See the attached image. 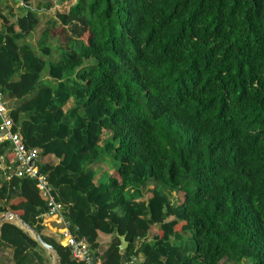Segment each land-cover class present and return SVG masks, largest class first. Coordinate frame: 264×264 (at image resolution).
<instances>
[{"label":"trees","instance_id":"obj_1","mask_svg":"<svg viewBox=\"0 0 264 264\" xmlns=\"http://www.w3.org/2000/svg\"><path fill=\"white\" fill-rule=\"evenodd\" d=\"M52 5L0 0V93L25 98L13 129L58 159L39 167L75 235L99 257L97 232L113 233L101 264H264V0H75L41 24ZM31 32L34 46L17 42ZM0 210L41 234L32 180L3 177ZM41 236L60 264H83ZM1 245L13 264L43 250L12 224Z\"/></svg>","mask_w":264,"mask_h":264},{"label":"built area","instance_id":"obj_2","mask_svg":"<svg viewBox=\"0 0 264 264\" xmlns=\"http://www.w3.org/2000/svg\"><path fill=\"white\" fill-rule=\"evenodd\" d=\"M4 141L8 142L12 155L11 162L7 165V170L3 175L5 179L8 180L15 176L32 180L45 202L46 210L42 216L59 224V244L68 248L71 257L80 260L83 264H101L90 251L88 244L75 235L70 223L63 218L61 205L55 199L48 176L40 171V150L37 147H27L20 132L13 129L10 108L0 93V143ZM94 258H96L95 261ZM141 261V255H132L124 258L122 264H139Z\"/></svg>","mask_w":264,"mask_h":264},{"label":"crops","instance_id":"obj_3","mask_svg":"<svg viewBox=\"0 0 264 264\" xmlns=\"http://www.w3.org/2000/svg\"><path fill=\"white\" fill-rule=\"evenodd\" d=\"M38 1H40V0H38ZM33 2L35 3V7H32V6L29 5L30 9H36V2L37 1H33ZM74 2H75V0H74ZM32 3H30V4H32ZM20 5L24 6L23 3H19V4L14 5V10L13 11L15 13L17 12L16 8L18 6H20ZM56 6H57L56 5V0H53V5L49 9L42 8V9L37 10L38 19L41 22V24L50 25L51 22H53L56 19L55 17H56L57 12L52 10ZM51 13H55V14H51ZM1 24H2V20L0 19V27H1ZM29 37L31 38V41L35 44V42L37 40V35H36L35 32H31V34L24 36V38L19 39L17 42H20V43H23V44H28V42L25 41V38L29 39ZM28 45H31V44H28ZM43 59H45V58L43 57ZM53 60H56V58H54ZM46 78H47V76L43 75V79H46ZM14 79L16 80L17 76H15ZM5 97L7 98V99H5L7 104H9L8 101H10L11 103L14 104L13 105L14 107H17L22 102V100L25 99V98H23V99L9 98L6 95H5ZM13 106H9V108L12 109V108H14ZM9 151H10V149H9ZM1 157H3V156H1ZM11 157H12V155H11ZM0 159H1L0 160V181H1L2 178L4 177L3 175H4L5 171L7 170V168H6L7 165L11 162V158L8 159L5 156V158H3V159L0 158ZM40 162H50L52 164H57L58 159L53 157L52 155H47V156H42L40 158ZM106 162H107V159L104 160V161L102 160L100 163H96L94 165H91L92 168L96 172V181L97 182L100 181V180L106 181L108 179V177L113 173V170L111 169V167L108 168V167L105 166ZM139 200H144V199H139ZM60 205H61V207H60L61 214H62L63 218H65V216L68 213V207L71 205V202L66 203V204H63L61 202ZM41 226H42L41 235H43L45 237H48V238L54 240L55 242L59 243V232L57 230V228H59V224L55 223L52 220H49L45 216H42ZM72 226L73 225H71V227ZM152 229L156 230L155 227H152ZM72 231L73 232L75 231V227H74V230H72ZM117 234H118L117 231H115L114 235L117 236ZM112 236H113V233H104V232H100V231L97 232V241L99 243V246H98V249H97V251L99 253V257H97V258H98V260L100 262H101V258H102L101 255H102L103 251L106 249V247L109 244V242L111 241ZM140 241H135V246L136 247L138 246V244H139L138 242H140ZM123 252H124V250L122 251V254H124ZM12 255H13V249L11 247H8V246H5V245H1L0 246V264H13L14 260H13V256ZM31 258L32 257H29V260H28L27 264H36V262L33 261Z\"/></svg>","mask_w":264,"mask_h":264},{"label":"water","instance_id":"obj_4","mask_svg":"<svg viewBox=\"0 0 264 264\" xmlns=\"http://www.w3.org/2000/svg\"><path fill=\"white\" fill-rule=\"evenodd\" d=\"M23 16V15H22ZM4 224H12L21 229L26 235L33 239L40 248H42L47 256L52 259L53 264H60V257L53 248L52 245L48 244L41 236L40 233L36 232L29 224H27L18 214L13 213L9 210H0V239L2 235V226ZM74 230V226L71 227ZM120 241L118 249L123 251L128 245V240L125 239V235H117ZM96 258H94V261Z\"/></svg>","mask_w":264,"mask_h":264},{"label":"rangeland","instance_id":"obj_5","mask_svg":"<svg viewBox=\"0 0 264 264\" xmlns=\"http://www.w3.org/2000/svg\"><path fill=\"white\" fill-rule=\"evenodd\" d=\"M74 2V0H56V7L54 8V9H52L53 11H55V12H60V13H62V12H66L67 10H68V7L72 4ZM32 3V2H31ZM30 6H32V7H35V3L33 2L32 4H30ZM52 11V12H53ZM51 14H55V13H51ZM27 39V40H26ZM25 41H27L28 42V44H31V46H34L35 44L31 41V38L29 37V39L28 38H25ZM57 43H59L57 40H52L51 41V43H50V45L54 48V47H56V45H57ZM57 56H56V52H53L52 54H51V59H54V58H56ZM8 105L9 106H13L14 104L13 103H11L10 101H8ZM16 106V105H15ZM14 107V106H13ZM105 166L106 167H110L109 166V161H107L106 162V164H105ZM153 186L152 185H150L148 188H146V189H143V191H142V195L138 198V199H144V201H147L148 199H150L151 198V196H152V194H151V192L149 191V189H151ZM170 199H174V200H178V199H181L182 198V194L181 193H177V194H175V193H173L170 197H169ZM176 202V201H175ZM57 230L59 231V228H57ZM136 241H140V240H136ZM139 243V242H138ZM37 251V253L35 252V253H32L31 254V259L33 260V261H35L36 262V264H53V261H52V259H50L48 256H47V253L45 252V251H41V250H39V249H37L36 250ZM48 258H47V257ZM239 264H249V262L247 261V260H242Z\"/></svg>","mask_w":264,"mask_h":264}]
</instances>
